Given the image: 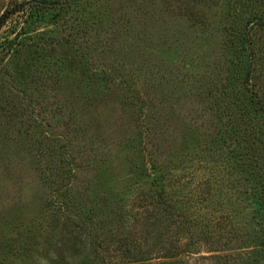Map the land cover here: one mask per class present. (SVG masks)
<instances>
[{
	"label": "rangeland",
	"instance_id": "1",
	"mask_svg": "<svg viewBox=\"0 0 264 264\" xmlns=\"http://www.w3.org/2000/svg\"><path fill=\"white\" fill-rule=\"evenodd\" d=\"M233 2L69 0L6 22L0 264H264V171L216 102Z\"/></svg>",
	"mask_w": 264,
	"mask_h": 264
},
{
	"label": "trees",
	"instance_id": "2",
	"mask_svg": "<svg viewBox=\"0 0 264 264\" xmlns=\"http://www.w3.org/2000/svg\"><path fill=\"white\" fill-rule=\"evenodd\" d=\"M261 2L262 5L259 8H252L247 13V11L240 12V6L243 3L248 5L251 0H234L232 70L216 89L218 92L216 98L217 107H219L217 108L218 114L220 118H225L222 126L228 127L230 132L238 136L239 144L243 143V149H248L250 145L254 146V150L252 147L250 148L255 154L254 162L252 161L253 164L248 163V165L252 164L251 167H255L257 172L264 171V73H262L264 52L261 50L264 41V0ZM35 3L53 8L55 6L64 7L69 3V0H62L60 3L34 0L29 9ZM29 9L25 8L23 3L10 0L8 7L0 15V29L12 16L20 12L26 14ZM31 15L32 13L28 15L29 18ZM101 78L107 83L113 81L112 77L107 75H103ZM60 162L68 166L67 174L65 172L63 174L70 180L76 172L74 160L64 155ZM69 165H72L74 169H71ZM156 179L160 180L161 178L156 177ZM56 194L58 197L71 199V188L58 189ZM68 202L69 200H67V204ZM156 205L163 206L165 203L162 199ZM166 210L164 213L172 218L170 211ZM160 215L162 216V214ZM176 223L179 224L178 221ZM179 225L182 227L183 224Z\"/></svg>",
	"mask_w": 264,
	"mask_h": 264
}]
</instances>
